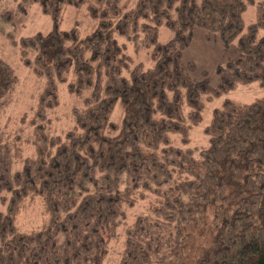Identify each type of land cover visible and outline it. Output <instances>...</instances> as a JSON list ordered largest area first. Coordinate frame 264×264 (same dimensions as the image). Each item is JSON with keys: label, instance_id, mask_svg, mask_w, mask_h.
<instances>
[{"label": "trees", "instance_id": "16d2710c", "mask_svg": "<svg viewBox=\"0 0 264 264\" xmlns=\"http://www.w3.org/2000/svg\"><path fill=\"white\" fill-rule=\"evenodd\" d=\"M33 4L47 31L5 29ZM68 6L85 8L87 31L77 20L61 27ZM0 23L42 79L31 148L17 145L21 129L14 138L0 129V264H102L121 234L118 264H264V96L223 99L207 144H189L207 102L264 84V0H19ZM196 29L236 47L215 85L206 70L191 77L193 61L182 67ZM18 80L0 55V106ZM59 84L79 99L56 132L48 111Z\"/></svg>", "mask_w": 264, "mask_h": 264}, {"label": "rangeland", "instance_id": "374dc122", "mask_svg": "<svg viewBox=\"0 0 264 264\" xmlns=\"http://www.w3.org/2000/svg\"><path fill=\"white\" fill-rule=\"evenodd\" d=\"M18 1L0 0V14L7 9L15 10ZM243 19L245 24L254 20V6H249L245 10ZM75 20L80 22L84 31H87L90 21L84 7L82 9L70 6L65 8L61 27L68 28ZM50 24L49 16L42 13L40 8L36 4H33L26 6L24 15L16 14L14 25L9 26L5 24V29H10V27L13 29L15 27L18 30L17 32L14 31L16 35L17 33L18 35H27L39 30L45 32L50 28ZM2 26L0 23V30ZM206 34L207 32L204 30L196 29L194 31L191 43L183 53L182 67L186 69L187 62L193 61L195 70L191 71V77L199 79L201 71L206 70L210 84L215 85L217 82V77L214 73L216 65L232 58L236 53V47L233 44L229 47H224L214 35H211L210 39H208ZM170 35V31L164 25L159 27V41L167 40ZM0 55L11 64L19 78L17 86L9 96V100L3 106H0V129L4 130L5 134H9L8 137L12 136L10 138H14L15 133L21 129L22 132L19 133V138L17 137L18 139L16 140L17 145L31 148L30 140H32L33 130L32 126L28 125V120L33 114L32 106L35 105V97L40 90L42 79L35 77L28 68L20 63L17 49L5 40L1 32ZM148 63H150L149 60ZM58 94L60 99L59 105L55 109L48 111L50 119H52L51 126L56 132L71 125L70 108L79 99L76 96L72 97L68 94L65 84L58 85ZM262 96H264V84L253 81L239 84L233 90L207 102L202 113L201 122L190 130L189 144L191 146H204L207 144V135L204 133V127L210 120L212 109L220 106L223 99L228 98L237 103H246ZM117 115L118 112L115 113V117ZM28 152H30V149ZM146 204V201H142L136 206L129 208L127 211L129 216L127 222H131L136 213L142 212L146 208ZM0 209H3V207H0ZM23 220H28L27 216ZM121 244L122 234L110 242L109 251L102 264H118Z\"/></svg>", "mask_w": 264, "mask_h": 264}]
</instances>
